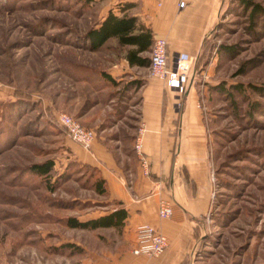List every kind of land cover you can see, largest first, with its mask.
Returning <instances> with one entry per match:
<instances>
[{
  "label": "rangeland",
  "instance_id": "374dc122",
  "mask_svg": "<svg viewBox=\"0 0 264 264\" xmlns=\"http://www.w3.org/2000/svg\"><path fill=\"white\" fill-rule=\"evenodd\" d=\"M106 6L0 0V264H82L89 249L108 247L115 236L65 226L67 216L90 218L107 207L91 168L76 163L55 124L60 112L77 118L83 98L95 115L112 105L113 117L128 101V79L116 87L101 74L110 76L127 48L113 40L98 51L80 47ZM248 16L240 0H227L204 44L210 75L195 83L207 94L211 152L203 264H264V25L261 18L252 27ZM219 84L224 92L212 90ZM127 116L133 124L135 113ZM46 160L54 162L46 177L28 170Z\"/></svg>",
  "mask_w": 264,
  "mask_h": 264
},
{
  "label": "crops",
  "instance_id": "0c3cea01",
  "mask_svg": "<svg viewBox=\"0 0 264 264\" xmlns=\"http://www.w3.org/2000/svg\"><path fill=\"white\" fill-rule=\"evenodd\" d=\"M226 2L190 0L179 8L178 0H107L101 19L109 11L137 17L151 29L153 38L167 41L171 65L180 55H188L191 73L187 92L176 102L175 90L150 76L148 66L130 65L125 55L109 72L118 85L128 79L129 98L128 103L122 102V114L116 108L113 117L109 112L112 105H107L108 112L104 109V113L95 115V105L81 100L76 119L93 129L95 137L89 150L67 137L66 145L77 163L98 171L107 190L103 196L107 211L90 218L118 208L127 212L120 229L92 230L109 231L115 236L108 247L89 249L82 264H203L198 251L208 230L211 208V152L207 94L198 91L195 83L210 75L213 62L198 65L197 61ZM129 112L135 113L133 124L126 122ZM138 142L139 151L135 147ZM142 156L146 166L141 163ZM161 199L172 205L173 213L168 218L158 215ZM142 225L167 237L168 245L159 256L133 253L139 243L137 229Z\"/></svg>",
  "mask_w": 264,
  "mask_h": 264
},
{
  "label": "trees",
  "instance_id": "16d2710c",
  "mask_svg": "<svg viewBox=\"0 0 264 264\" xmlns=\"http://www.w3.org/2000/svg\"><path fill=\"white\" fill-rule=\"evenodd\" d=\"M94 0H84V5L87 7L92 4ZM242 7L245 11H249V20L251 26H256L259 20L262 18V25H264V6L253 1V0H240ZM264 27V26H263ZM110 40H115L116 44L120 47L127 48L126 58L130 65L148 66L150 63L149 56L145 55L150 51L153 35L151 29L142 24L137 17L122 13L120 15L114 14L109 11L108 14L100 19L96 25L88 28L82 35L81 46L89 51H98L103 48ZM225 50L230 49L228 46H223ZM223 49V50H224ZM207 51L204 46L202 55L197 61V64L207 63ZM102 77L109 82L112 86L118 85L116 80L102 72ZM236 90L240 91L239 86H232ZM256 91L260 89L253 87ZM223 91L221 84L214 86L212 90ZM77 163V162H76ZM79 166L91 168L95 175V179L92 183L94 191L104 196L107 193L105 188L104 179L99 175L98 171L88 165L77 163ZM53 160H46L41 163H34L29 166L28 170L32 173L46 177L53 169ZM51 189L53 186H50ZM127 212L124 208L115 209L105 215H101L96 218H90L87 220H81L75 216H67L63 218L64 224L67 228L71 229H84V230H95L98 228H115L120 229L124 223ZM63 248L76 247L71 243L62 245ZM78 249V248H77Z\"/></svg>",
  "mask_w": 264,
  "mask_h": 264
},
{
  "label": "built area",
  "instance_id": "2783aa9c",
  "mask_svg": "<svg viewBox=\"0 0 264 264\" xmlns=\"http://www.w3.org/2000/svg\"><path fill=\"white\" fill-rule=\"evenodd\" d=\"M189 1L178 0L179 8H184ZM149 58L148 70L150 76L163 80L166 86L175 90L178 95H182L187 91L191 73L188 55H180L177 59L176 67H174L168 61L167 41L162 37H155L149 51ZM55 124L63 130L68 139L86 150L90 149L95 137L93 129L85 127L78 119L65 112H60L56 115ZM135 147L139 151L140 143H136ZM141 163L144 166L147 164L143 156L141 157ZM172 213L171 203L166 199H161L158 206L159 217L168 218ZM137 239L139 243L133 250L134 254L159 256L168 245L167 237L148 225L139 226Z\"/></svg>",
  "mask_w": 264,
  "mask_h": 264
},
{
  "label": "water",
  "instance_id": "95a60500",
  "mask_svg": "<svg viewBox=\"0 0 264 264\" xmlns=\"http://www.w3.org/2000/svg\"><path fill=\"white\" fill-rule=\"evenodd\" d=\"M176 62H177V58L174 61V64H173L174 67H176Z\"/></svg>",
  "mask_w": 264,
  "mask_h": 264
}]
</instances>
